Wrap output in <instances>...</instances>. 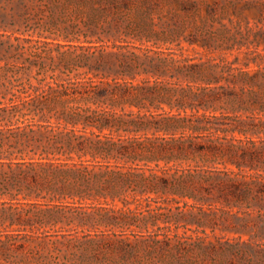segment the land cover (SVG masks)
<instances>
[{
    "label": "trees",
    "instance_id": "16d2710c",
    "mask_svg": "<svg viewBox=\"0 0 264 264\" xmlns=\"http://www.w3.org/2000/svg\"><path fill=\"white\" fill-rule=\"evenodd\" d=\"M148 1L0 0V26L45 38L0 57L28 53L36 67L0 62V205H9L0 217L32 225L15 206L47 195L90 201L48 203L51 214L62 206L69 224L84 226L60 236L55 264H264V139L254 138L264 121L223 111L233 104L264 112V96L213 86L257 82L264 53L245 51L244 69L234 67L238 57L168 63L158 40L174 42L177 31L169 39L155 24L134 26L126 16ZM176 1L186 11L200 2ZM49 45L79 50L85 76L51 73L41 61L52 54ZM20 240L0 232V255L29 253Z\"/></svg>",
    "mask_w": 264,
    "mask_h": 264
},
{
    "label": "rangeland",
    "instance_id": "374dc122",
    "mask_svg": "<svg viewBox=\"0 0 264 264\" xmlns=\"http://www.w3.org/2000/svg\"><path fill=\"white\" fill-rule=\"evenodd\" d=\"M10 6L8 9H10ZM126 16L134 26L139 25V23H148V27L150 28L155 24L154 29L166 31L164 36L169 39H172L171 34L175 37L174 33L177 31L176 35L178 39L174 42L158 40L163 51L168 52L160 56L166 58L168 63L172 61L177 66L192 63L206 65L208 60H212L213 64H223L224 60L234 61L235 57H238L239 61L234 63V67L244 69L245 51L256 49L264 53V0H200L198 6L187 11L176 0H149L143 5V8L138 11L132 9ZM22 27L24 30L25 27L23 25ZM15 36H20L21 39H17ZM26 38H32V41L27 43L25 41ZM37 39L45 40L44 36L39 38L37 32H33L32 30H28L26 33L16 32L11 28L0 26V57L5 55L10 56L7 49L11 46L35 45ZM48 40L51 41L52 39ZM192 40L198 42L191 44L190 41ZM206 42L209 43V47L205 48L199 44ZM146 45H152V42L146 43ZM48 48L53 50L52 54H43L41 61L44 60L47 65L51 64L50 66L55 70V72L51 70V73L63 76L70 73V77L85 76L81 75V73L87 71L89 68L88 66H79L85 63L84 60L76 58L77 54L80 53L79 50H76L71 55L64 54V51L68 50L67 48L60 51L55 49V45H49ZM70 51H73V49H70ZM169 51L175 53H170ZM97 56H94L90 61L95 63ZM17 57L20 58L5 57L0 62L4 65L8 61L10 63H17L20 66L25 61V65L30 68L31 62L28 53ZM141 61L144 63V57H141ZM146 66L147 63L143 65V67ZM251 67L257 68L256 64L253 63ZM13 69L19 71V75L23 72V68L21 67ZM35 69L36 67H32L29 72ZM220 70L221 67L219 66L217 72H220ZM234 72H238V70H234ZM169 73L164 76L166 79L182 83L188 82L183 76L179 79L176 77L172 78ZM143 76H150V74H144ZM26 77L27 75L25 74ZM197 84H205V82L198 81ZM218 85H225L227 86V90H235L239 93H241L240 87L244 86L246 87L245 95L249 94V89H252L253 91H257L260 96H264V77H261L257 82L240 83L236 87H228L226 81L214 84L213 86ZM226 107L223 110L224 113H237L244 116L251 114V116H254L256 123L260 122V120L264 121V112H260L258 108L253 106L248 110H236L232 108L233 104H227ZM51 122L56 123L57 120L52 119ZM254 138L264 139V133L256 135ZM24 202L26 203L15 206V210L22 211L23 214H26L25 217L32 218V221L35 220L34 224L15 222V220L12 222L11 218L0 217V232L20 234V241L25 243V247L22 249L23 251L28 250L29 253L25 252L17 258L10 259H5L0 255V264H55L52 261L51 253L53 252L56 255L60 247H64V239L60 238V236L63 233L80 231L84 229V226H78V220L69 224L67 215L71 213L64 211V207L62 206H58L59 209L54 208L51 214L47 207L51 205L48 203L80 205L90 203V201H78L72 198L61 201H50V195H47V198L32 199ZM119 204L121 205V202ZM2 208H9V205H0V215L4 210ZM10 212V210H6L2 215H8ZM241 216L244 217L245 215L241 214ZM255 218H257L256 215L247 216L248 221L252 223ZM179 231L180 233L183 232V230ZM224 233L230 236L238 235L228 231H224ZM26 234L31 235L21 238V236ZM243 238L247 239L249 235L243 234ZM20 250L19 252L22 251ZM63 250L65 249L63 248Z\"/></svg>",
    "mask_w": 264,
    "mask_h": 264
}]
</instances>
